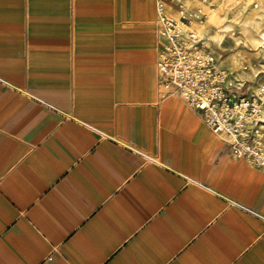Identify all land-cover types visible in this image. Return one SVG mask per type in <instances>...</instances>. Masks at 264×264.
Returning <instances> with one entry per match:
<instances>
[{
    "label": "crops",
    "instance_id": "crops-1",
    "mask_svg": "<svg viewBox=\"0 0 264 264\" xmlns=\"http://www.w3.org/2000/svg\"><path fill=\"white\" fill-rule=\"evenodd\" d=\"M161 40L156 0H0V264H264V171L161 88Z\"/></svg>",
    "mask_w": 264,
    "mask_h": 264
},
{
    "label": "built area",
    "instance_id": "built-area-1",
    "mask_svg": "<svg viewBox=\"0 0 264 264\" xmlns=\"http://www.w3.org/2000/svg\"><path fill=\"white\" fill-rule=\"evenodd\" d=\"M167 2L174 4L176 15L165 10ZM191 9L185 0H156L160 86L177 92L213 133L225 136L234 157L264 171V83L251 87L228 79L215 54L189 28L192 20L204 18L200 9Z\"/></svg>",
    "mask_w": 264,
    "mask_h": 264
},
{
    "label": "rangeland",
    "instance_id": "rangeland-1",
    "mask_svg": "<svg viewBox=\"0 0 264 264\" xmlns=\"http://www.w3.org/2000/svg\"><path fill=\"white\" fill-rule=\"evenodd\" d=\"M188 6L191 10L204 8L202 21L205 22L195 24L196 29L192 28L218 61L240 54L245 59L241 70H264V0H190ZM193 21L196 20H192V25ZM196 22L200 23L199 20ZM233 70L231 67L225 72ZM263 80L264 73L261 72L256 77L252 76L246 85H255Z\"/></svg>",
    "mask_w": 264,
    "mask_h": 264
},
{
    "label": "bare ground",
    "instance_id": "bare-ground-1",
    "mask_svg": "<svg viewBox=\"0 0 264 264\" xmlns=\"http://www.w3.org/2000/svg\"><path fill=\"white\" fill-rule=\"evenodd\" d=\"M189 1L190 0H185V3L188 5V3H189ZM206 1V0H205ZM208 1V0H207ZM198 9H200V11L202 12V14L205 16V12H204V8L203 7H197ZM205 21L203 20V21H200V23H198V22H196V21H193V25H191V27H189L193 32H194V34L197 36V37H199V38H201L198 34H197V32L194 30V29H196V28H194V25L195 24H203ZM192 26H193V28H192ZM202 39V38H201ZM202 41H203V39H202ZM204 43V42H203ZM223 73L224 74H226V72H225V70H223ZM228 73V72H227Z\"/></svg>",
    "mask_w": 264,
    "mask_h": 264
}]
</instances>
